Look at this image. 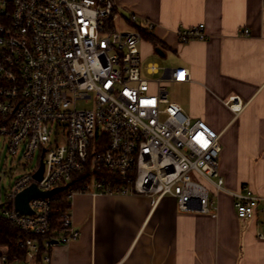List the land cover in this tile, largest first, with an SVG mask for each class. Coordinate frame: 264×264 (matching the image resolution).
<instances>
[{
  "label": "built area",
  "instance_id": "obj_1",
  "mask_svg": "<svg viewBox=\"0 0 264 264\" xmlns=\"http://www.w3.org/2000/svg\"><path fill=\"white\" fill-rule=\"evenodd\" d=\"M116 8L115 0H0V146L11 173L23 169L4 194L7 173H0V219L26 236L20 246L27 258L45 264L53 247L78 240L80 232L69 207L51 233L60 191L32 199L29 214L19 212L16 198L32 185L42 192L65 189L70 203L77 193L145 195L155 203L170 196L181 212L210 215L218 207L201 179L226 190L221 135L170 100L168 83L187 82L189 71L144 68L140 30L153 25L132 15L123 20L131 29L117 30ZM177 37L181 44L208 38L204 24ZM161 71L169 77L152 78ZM80 101L91 108H78ZM102 171L119 175L125 186L107 182ZM86 173V184L71 186ZM226 192L238 218L264 224V197L247 186ZM48 234L42 244L31 238ZM257 237L264 239V231Z\"/></svg>",
  "mask_w": 264,
  "mask_h": 264
},
{
  "label": "crops",
  "instance_id": "obj_2",
  "mask_svg": "<svg viewBox=\"0 0 264 264\" xmlns=\"http://www.w3.org/2000/svg\"><path fill=\"white\" fill-rule=\"evenodd\" d=\"M115 2L119 21L136 15L153 25L147 32L156 42L140 44L144 68L189 71L187 82L168 83L170 100L221 135L226 190L213 188L216 215L181 212L170 196L155 203L145 195L77 193L70 212L80 237L53 247L49 264H264L263 218H238L226 192L247 186L264 197V0ZM200 24L207 40L179 42V30ZM6 253L0 249V264H45L41 257L9 263Z\"/></svg>",
  "mask_w": 264,
  "mask_h": 264
},
{
  "label": "trees",
  "instance_id": "obj_3",
  "mask_svg": "<svg viewBox=\"0 0 264 264\" xmlns=\"http://www.w3.org/2000/svg\"><path fill=\"white\" fill-rule=\"evenodd\" d=\"M143 38L150 39L153 42H156V39L149 34L147 30H140ZM101 177L106 179L107 182H113L116 187L125 186V182L119 175L110 172H101ZM88 173L84 174L79 178V181L73 182L71 186L78 187L86 184L88 182ZM53 207L55 210H61L54 215V225L52 226L51 233L57 231L60 228V217L62 213L70 207V202L68 201L67 191L62 189L53 199ZM49 237L45 236H31L32 239L36 240L39 244H42L44 239ZM26 238L22 231L15 226L10 221L5 219H0V249H7L5 256L7 257V262L14 261H24L27 258L26 249L20 246V243ZM3 256V255H2Z\"/></svg>",
  "mask_w": 264,
  "mask_h": 264
},
{
  "label": "rangeland",
  "instance_id": "obj_4",
  "mask_svg": "<svg viewBox=\"0 0 264 264\" xmlns=\"http://www.w3.org/2000/svg\"><path fill=\"white\" fill-rule=\"evenodd\" d=\"M116 28H117V30H123V31L131 29V28H129L128 25H126L124 23L123 20L122 21L118 20L116 22ZM155 77H157V76H155ZM173 96H175V92L171 90L170 91V98H172ZM91 106H92L91 103L87 104V103H85L83 101H80L78 103V108H80V109H88V108H91ZM7 157H8L7 156V152L5 150L2 151V147L0 146V173L4 169L6 170V173H7L6 177L3 178V180H2L3 194L5 193L6 190H8L12 186L14 180L23 172V169H18L14 173H11V171H10V167H11L10 162H6L5 161V159ZM37 159H38V152L36 153V158H35L34 163H33L32 166H34L36 164ZM201 182L207 185V187H208V189H209V191H210V193L212 195L214 187L212 185L208 184L203 179H201Z\"/></svg>",
  "mask_w": 264,
  "mask_h": 264
},
{
  "label": "water",
  "instance_id": "obj_5",
  "mask_svg": "<svg viewBox=\"0 0 264 264\" xmlns=\"http://www.w3.org/2000/svg\"><path fill=\"white\" fill-rule=\"evenodd\" d=\"M43 172H44V166L42 164L39 171L35 174V178L37 180H42ZM59 191H61V189H55L49 192H42L37 188L36 185H32L31 187L24 190L17 196L15 202L16 209L23 214H29L30 213L29 202L32 199L49 198L55 195L56 193H58Z\"/></svg>",
  "mask_w": 264,
  "mask_h": 264
}]
</instances>
